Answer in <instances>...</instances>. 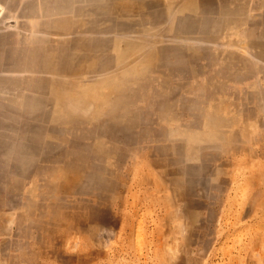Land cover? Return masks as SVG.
Wrapping results in <instances>:
<instances>
[{"label":"rangeland","instance_id":"1","mask_svg":"<svg viewBox=\"0 0 264 264\" xmlns=\"http://www.w3.org/2000/svg\"><path fill=\"white\" fill-rule=\"evenodd\" d=\"M0 264H264V0H0Z\"/></svg>","mask_w":264,"mask_h":264}]
</instances>
